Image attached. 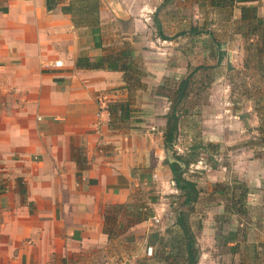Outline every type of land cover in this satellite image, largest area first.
Listing matches in <instances>:
<instances>
[{
	"label": "crops",
	"instance_id": "0c3cea01",
	"mask_svg": "<svg viewBox=\"0 0 264 264\" xmlns=\"http://www.w3.org/2000/svg\"><path fill=\"white\" fill-rule=\"evenodd\" d=\"M71 1L51 2L48 10L46 0H0V264H127L136 232L150 222L141 189L160 171L170 172L163 147L168 107L154 109L159 91L137 75L76 62L126 48L135 59L142 18L160 9L172 19L183 16L189 0L178 7L98 0L96 36L74 25L65 10ZM208 3L220 12L237 9L240 17V3ZM246 4L264 16V0ZM114 19L128 27H111ZM56 59L61 67L49 65ZM114 101L128 104L126 117L110 118ZM246 166L257 181L247 193L253 203L242 201L249 229L225 240L235 264H264V157ZM121 204H130L128 218L117 211L116 224L129 226L109 237L105 210ZM135 213L141 219L128 223Z\"/></svg>",
	"mask_w": 264,
	"mask_h": 264
},
{
	"label": "rangeland",
	"instance_id": "374dc122",
	"mask_svg": "<svg viewBox=\"0 0 264 264\" xmlns=\"http://www.w3.org/2000/svg\"><path fill=\"white\" fill-rule=\"evenodd\" d=\"M157 3L163 7H178L181 1ZM189 3L188 12L183 16L172 19L162 14L167 10L160 9V14L157 11L158 15L154 12L142 18L147 22L137 26L141 33L136 41L135 63L141 73L140 79L159 91V97L154 98V109L161 111L169 106L179 81L194 67L200 66L191 74L186 99L179 105L177 136L168 156L173 158V151L188 154L192 145L197 146L192 149L197 153V160L190 163L185 172L200 191V198L189 216L200 248L197 264H235L237 256L230 254L225 239L236 229H249L250 216L244 209L238 210L237 215L235 205L240 206L237 203L239 193H243L242 201H246V206L253 203V197L247 193L255 189L257 181L252 180L253 174L246 165L264 157V151L258 146L261 132L257 129L264 123V79L246 51L252 38L244 36L245 27L238 21L237 9L213 10L208 0H189ZM161 23H166L167 27L156 26ZM112 24L111 27H128L119 19H114ZM195 28L199 34L192 31ZM217 43H221L226 51L219 64ZM256 99L260 103L259 113L254 109ZM208 144L212 146L204 148ZM150 182L142 187L140 198L150 222L136 232L138 238L131 251L134 255L127 264H183L180 257H175L177 247L172 248L178 240L173 223L176 209H187L188 206L180 204L182 198L172 184L170 172L160 171L159 177ZM130 233V229L122 232L126 238ZM154 233L158 235L157 242L151 245L153 251L147 253V257L143 249ZM162 238L168 241L164 252H161L159 242ZM241 248L245 250L246 244ZM167 254L169 257L163 260Z\"/></svg>",
	"mask_w": 264,
	"mask_h": 264
},
{
	"label": "trees",
	"instance_id": "16d2710c",
	"mask_svg": "<svg viewBox=\"0 0 264 264\" xmlns=\"http://www.w3.org/2000/svg\"><path fill=\"white\" fill-rule=\"evenodd\" d=\"M251 0H209L210 5L215 7L228 6L233 7L236 3H240L238 5L240 17L239 21L243 23L245 27L244 36L246 39H250L246 46V51L249 53V56L254 59V67L259 73V75L264 79V23L263 17L258 14L257 8L255 5L246 4V2H250ZM53 2L55 4L57 0H46V7L48 10L53 8ZM65 10L71 14V19L75 26H84L91 27L93 30V34L96 36L98 27H99V2L98 0H75L71 1L68 7ZM245 24V25H244ZM242 27V25H240ZM194 33L199 34V30L192 29ZM96 43V42H95ZM216 47V60L217 64L220 63L221 59L224 55H226V51L222 48L221 43L215 44ZM123 60H126L123 62ZM133 51L129 48L122 49L118 51V53H111L106 55L99 56L95 58L93 61H90L89 57L80 58L77 60V65H85L93 68L104 67L110 70H120L124 73V75H137L138 78L141 76V73L137 70V63H135ZM245 67H248V64L245 63ZM200 66H196L193 70L184 76L179 83L175 91L173 92V96L170 99V104L165 113V125L163 130V147L168 152L173 147V144L176 140L178 125L180 120V111L179 105L183 103L187 96V90L189 87V78L192 73L199 70ZM259 99H256L254 102V109L258 112V102ZM258 102V103H257ZM264 107H262L263 109ZM108 110L111 119H121L126 117L129 112L128 104L120 101H114L108 104ZM259 113V112H258ZM264 121V120H263ZM258 131L261 132V137L258 146L262 148L264 151V123H260L257 127ZM211 144L204 146V148L211 147ZM253 146L258 147L257 144H253ZM197 148V146H191V152L188 154H178L173 151L174 161H169L167 158L164 159L165 164L170 169L171 179L174 183L175 189L179 191V196L182 198L181 205L188 206L187 209H176L175 217H174V226H176V234L178 240L176 241V246L173 245L172 248L177 247L178 253H176L175 257H180L183 261V264H197L199 256H200V248L196 241L195 233L192 229L189 216L190 211L193 208V205L198 202L200 198V191L197 188L196 183L187 178L185 176V172L188 169L190 163L195 162L197 160V153L192 151V149ZM242 196L243 193H239L237 198V203H240L242 206ZM238 208V210L243 211ZM130 208V204H121V205H110L106 208L104 213L105 219V232L111 237L115 234L117 229H123L125 224L117 225V211H122L125 219L128 218V209ZM123 216V217H124ZM135 219L130 220V222L139 221L140 214L135 213L133 216ZM157 233L151 235L148 239L149 246L155 244ZM174 239V238H173ZM174 239V241H175ZM172 242V244L174 243ZM160 245L164 252L165 248L168 244L167 240L159 239ZM153 249V248H152ZM170 254V253H169ZM169 254L163 256V260H166L169 257ZM173 256V255H172Z\"/></svg>",
	"mask_w": 264,
	"mask_h": 264
},
{
	"label": "built area",
	"instance_id": "2783aa9c",
	"mask_svg": "<svg viewBox=\"0 0 264 264\" xmlns=\"http://www.w3.org/2000/svg\"><path fill=\"white\" fill-rule=\"evenodd\" d=\"M49 65L53 66V67H61L62 66V61L60 59H56V60H53L49 63ZM153 251L152 247L151 246H148L147 249H146V252L148 254H151Z\"/></svg>",
	"mask_w": 264,
	"mask_h": 264
},
{
	"label": "water",
	"instance_id": "95a60500",
	"mask_svg": "<svg viewBox=\"0 0 264 264\" xmlns=\"http://www.w3.org/2000/svg\"><path fill=\"white\" fill-rule=\"evenodd\" d=\"M168 159H169V161H171V162L174 161V158L169 157Z\"/></svg>",
	"mask_w": 264,
	"mask_h": 264
}]
</instances>
